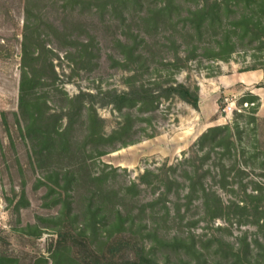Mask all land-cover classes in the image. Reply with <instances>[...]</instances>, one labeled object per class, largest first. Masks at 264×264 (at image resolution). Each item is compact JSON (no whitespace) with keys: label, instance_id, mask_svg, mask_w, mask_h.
<instances>
[{"label":"rangeland","instance_id":"374dc122","mask_svg":"<svg viewBox=\"0 0 264 264\" xmlns=\"http://www.w3.org/2000/svg\"><path fill=\"white\" fill-rule=\"evenodd\" d=\"M148 9L147 0L140 8L127 7L123 16L109 7L102 9L99 3L80 6L74 0H0V255L18 264H52L50 243L57 233H79L84 228L89 244L97 249L107 251V236L109 241H123V246L117 245L119 256L144 253L157 264H213L217 260L215 241L203 251V257L185 249L176 252L168 243L174 235L192 236L200 247L198 241L204 233L234 243L245 230L248 239L264 237V228L250 225H234L230 234L217 231L218 225H224L222 220L200 222L191 233L186 228L180 231L177 225L165 222L161 204H148L153 192L166 188L167 168L188 154L209 127H233L237 114L244 116L236 120L239 126L246 127L242 167H247L248 176L244 181L264 183L260 168L264 161V106L260 110L264 68L244 70L252 62L249 54H234L227 62L212 58L203 49L210 42L209 35L185 37L182 20L187 6L156 29L142 19ZM174 57L183 60L180 70L171 75L157 72L160 61ZM23 63L37 79L33 111L37 118L42 113L43 127L52 136L54 130L66 129L69 99L79 93L92 96L89 99L103 119V131L111 133L126 111L108 104L106 95L126 91V78L136 70L138 79L144 81L160 75L158 80L197 89L198 108L171 96L162 98L147 114L131 110L130 131L117 138V148L94 155L86 166L81 164L84 156L60 154L55 148L50 153L42 151L41 141L28 136L30 120L27 113L20 112L18 103ZM246 93L257 97L248 106L240 102ZM256 106V121L247 124L248 112ZM71 117L69 137L81 141L82 119ZM146 170L162 179L158 189L128 190ZM175 175H182L181 170ZM219 193L225 201L229 198ZM117 209L133 221L121 233L113 227ZM189 215L197 218L199 212L193 209ZM76 252L70 248V254ZM261 260L264 264V258Z\"/></svg>","mask_w":264,"mask_h":264},{"label":"trees","instance_id":"16d2710c","mask_svg":"<svg viewBox=\"0 0 264 264\" xmlns=\"http://www.w3.org/2000/svg\"><path fill=\"white\" fill-rule=\"evenodd\" d=\"M75 4L92 6L99 3L101 8L108 7L123 16L124 10L129 7L140 8L144 0H74ZM149 9L142 19L144 23L156 29L162 21H172L173 14L180 12V7L187 6V13L182 20V31L185 37L193 35L201 38L210 36V42L203 48L211 52L212 58L227 62L234 54H249L252 62L244 70H256L264 68V0H147ZM26 54L23 56L25 60ZM179 57L164 59L159 62L161 71L172 72L181 69ZM159 73V72H158ZM139 72L126 78L128 89L120 93L115 91L107 93L108 104H112L123 113L118 127L111 133L103 131V119L97 114L92 103V96L88 93H79L69 99L71 107L66 109L68 124L62 131L54 130L55 135H50L45 126L42 113L35 114L33 109L36 101L33 92L37 79L33 72L23 63L19 82V110L27 113L29 124L27 134L33 141H41L42 151L50 153L55 148L58 153L73 157H82L81 164L90 165V160L95 156L115 150L117 138L130 131L131 110L143 115L154 110L162 98L177 97L180 101L193 109L198 108L199 97L197 89L173 81L158 79L147 80L139 78ZM256 96L246 93L241 98V103L253 104ZM252 107L248 112V122L256 121L257 108ZM28 109H30L28 111ZM72 114L82 119L83 140L69 137L73 128ZM242 114L236 115V120L241 119ZM148 119V118H147ZM146 121V118L139 119ZM232 126H213L202 133L188 154L175 165H170L165 172L167 186L158 193L153 192V199L148 203L155 207L162 205V217L167 224H175L178 229L186 228L191 233L200 222L222 220L224 225H218L217 231L227 232L234 225L255 226L264 228V183L249 179L247 167H242L246 154V146L243 144L245 126L240 127L238 122ZM40 121L41 125L38 123ZM141 132V131H140ZM142 132H145L142 129ZM151 136V135H146ZM132 142V141H130ZM126 144V143H121ZM95 155V156H94ZM261 176L264 177V161L261 163ZM180 169L182 175H175ZM93 180L99 178L93 177ZM160 176L153 170H146L136 181L131 182L128 190L139 192L143 187L158 189ZM175 186V191L171 187ZM248 187L250 190L248 191ZM219 192L228 195L225 201ZM195 209L199 217H190V212ZM201 215V216H200ZM94 218L96 213L91 214ZM133 221L129 215L121 209H117V218L113 226L116 232L121 233L127 226L131 227ZM205 228V227H204ZM82 228L79 233L59 231L56 239L51 240L50 253L52 264H157L149 254L135 253L134 255L119 256L123 241H109L106 237V250L97 249L89 244V236ZM247 230L242 231L237 241L232 243L223 238L204 233L200 235V247L192 236L180 237L174 235L172 242L168 244L176 252L184 250L192 251L197 256L203 257V251L215 241L217 248L214 255L217 260L213 264H262L264 258V237L262 239H248ZM216 238V239H215ZM124 244V242H123ZM120 247V246H119ZM70 248L77 252L70 254ZM182 248V249H181ZM218 254H221L218 256ZM0 264H18L15 259L6 255H0ZM38 264V262L34 263Z\"/></svg>","mask_w":264,"mask_h":264},{"label":"crops","instance_id":"0c3cea01","mask_svg":"<svg viewBox=\"0 0 264 264\" xmlns=\"http://www.w3.org/2000/svg\"><path fill=\"white\" fill-rule=\"evenodd\" d=\"M263 106H264V98H262V105L260 107V110H263Z\"/></svg>","mask_w":264,"mask_h":264},{"label":"built area","instance_id":"2783aa9c","mask_svg":"<svg viewBox=\"0 0 264 264\" xmlns=\"http://www.w3.org/2000/svg\"><path fill=\"white\" fill-rule=\"evenodd\" d=\"M245 105H247L246 103H244Z\"/></svg>","mask_w":264,"mask_h":264}]
</instances>
